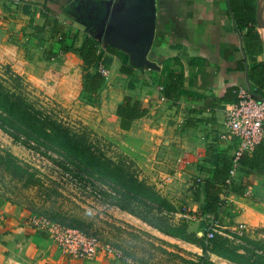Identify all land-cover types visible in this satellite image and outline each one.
Instances as JSON below:
<instances>
[{
	"label": "crops",
	"instance_id": "crops-1",
	"mask_svg": "<svg viewBox=\"0 0 264 264\" xmlns=\"http://www.w3.org/2000/svg\"><path fill=\"white\" fill-rule=\"evenodd\" d=\"M130 8L153 14V38L144 57L117 39L105 41L121 18L133 17ZM255 17V23L239 28L230 0H20L14 7L0 0V44L16 52L28 46L37 58H62L67 70L78 64L84 73L96 71L102 60L108 73L92 95L125 134L123 147L129 158L143 161L157 153V185L177 197L184 192L194 218L207 222L216 215L219 227H226L234 212L224 204L216 214H200L206 184L211 182L222 188L221 199L233 205L248 206L251 193L253 225L264 226V164L262 170L238 165L233 184L244 188V195L233 191L226 182L235 142L220 137L224 111L238 90L264 88V0H256ZM250 32L258 39L250 38ZM87 37L98 40L99 59L91 65L71 49ZM125 96L146 110L127 129L120 127L116 114ZM114 215L183 245L194 257L202 254L195 243L162 234L128 211L117 208ZM26 217L21 208L0 203V264H139L103 248L91 259L69 256L45 232L27 224ZM188 231L200 234L202 229L192 219Z\"/></svg>",
	"mask_w": 264,
	"mask_h": 264
},
{
	"label": "rangeland",
	"instance_id": "rangeland-1",
	"mask_svg": "<svg viewBox=\"0 0 264 264\" xmlns=\"http://www.w3.org/2000/svg\"><path fill=\"white\" fill-rule=\"evenodd\" d=\"M6 45L0 44V82L5 88L21 93L33 105L43 109L44 113L60 119L75 131L85 132L90 141L115 162H120L127 156L132 162L129 168L137 178L153 186L170 203L169 208H154L149 212L133 202L130 207H135L137 213L146 215L154 224H163L165 228L185 225L188 230L192 219L201 229L206 226L204 219L194 218L191 211L188 212L184 192L183 196L177 197L178 193H164L157 185L158 176L161 177L158 173L160 164L157 153L151 159L147 155L143 161L130 159L125 153V134L118 129L108 110H100L101 107L96 105L93 95L85 94L84 70L78 64L67 70L62 58L59 61L46 60L41 56L37 58L28 46L21 48V52H16ZM17 137L0 128V148L13 153L33 173L36 182L27 185L23 180L0 172V203L19 207L27 215L37 214L53 222L65 223L64 226H68L65 217L74 215L83 220V225L78 226L79 229L96 234L102 242L122 250L139 264H188L185 260L195 258L183 245L170 243L116 217L114 212L120 207L113 204L116 199L105 195L106 192L113 193L110 185L91 178L89 180L84 174L85 177L80 178L74 167L69 166L60 153L47 149L36 141L19 135ZM230 186L233 191L244 195V188L238 183ZM247 195L250 199L248 206L238 203L233 205L231 201L224 199L225 207L234 208V212H231L226 227L217 228L218 235L233 238L228 234L231 233L229 227L244 222L247 228L243 235L264 236V226L253 225L252 211L249 210L251 193ZM226 213L228 215L229 211ZM217 221L221 224V219L217 218ZM159 231L167 236H174ZM197 235L202 236V232ZM235 241L238 242L237 239ZM210 259L215 264H231L223 258L224 261Z\"/></svg>",
	"mask_w": 264,
	"mask_h": 264
},
{
	"label": "trees",
	"instance_id": "trees-1",
	"mask_svg": "<svg viewBox=\"0 0 264 264\" xmlns=\"http://www.w3.org/2000/svg\"><path fill=\"white\" fill-rule=\"evenodd\" d=\"M255 2L256 0H230L239 28L245 27L249 22L255 23ZM248 35L251 36L250 38L258 39L255 32H250ZM97 45L98 40L96 38L87 37L80 46L71 49L79 54L83 63L91 65L99 59L96 53ZM121 70H124L123 66ZM104 80V76L99 71H86L83 74L85 94L96 93ZM251 90L257 98L264 97V88L255 85ZM42 110L33 105L24 95L8 90L0 82V128L13 137L22 136L36 141L47 149L60 153L69 166L74 167L80 178L85 177L84 174L86 175L85 178L89 180L91 178L110 185L114 191L112 194L106 192L105 195L116 199L114 205H118L121 209L140 217L162 232L170 233L201 247L202 254L195 255L194 259L185 260L188 264H215L211 261L210 254H215L234 264H264V236L250 237L243 234L228 233L233 237L229 238L228 236L218 235L216 232L213 237L207 239L205 235L198 236L196 233L188 231L185 225L165 228L163 224H154L146 215L137 213L135 207H130V203L133 202L137 206L144 207L147 212L154 208L157 210L169 208L170 203L153 186L137 178L129 168L132 162L127 156L120 162H115L110 156H106L98 149L85 132L75 131L60 119L52 117ZM145 111L139 101L131 102V98L125 96L116 109V114L120 117V127L127 129L131 121L142 116ZM238 163L248 167L249 170H262L264 144L257 145L250 154H242L238 158ZM232 166L231 157L228 166L229 173ZM0 172L23 180L27 185L36 182L33 179V173L24 167L13 153L3 148H0ZM92 184L94 185V183ZM242 184L245 186L246 182ZM221 193L222 188L220 186L208 182L206 184V197L200 208V214H216L222 203ZM154 205H157V207ZM65 219L68 226L78 227L83 225V220L76 218L74 215L66 216ZM236 239L238 242L235 241Z\"/></svg>",
	"mask_w": 264,
	"mask_h": 264
},
{
	"label": "built area",
	"instance_id": "built-area-1",
	"mask_svg": "<svg viewBox=\"0 0 264 264\" xmlns=\"http://www.w3.org/2000/svg\"><path fill=\"white\" fill-rule=\"evenodd\" d=\"M11 6H16L20 0H9ZM97 71L103 76L108 73L103 61L97 63ZM224 131L220 135L223 140L235 142L232 155V168L227 179V185H231L239 165L238 158L244 154H250L253 149L264 142V97L257 98L250 89L241 88L238 90L234 103L224 111ZM225 197L222 199L220 208L223 207ZM26 223L34 229L45 232L51 237L62 251L72 257L79 259L93 258L100 248L113 254L118 258L127 260L122 250L113 248L104 243L97 235H90L76 227H68L58 222H53L44 216L29 214ZM219 223L216 217L206 222L202 229V235L207 239L218 232ZM247 226L244 222L229 227L231 233L242 235Z\"/></svg>",
	"mask_w": 264,
	"mask_h": 264
},
{
	"label": "water",
	"instance_id": "water-1",
	"mask_svg": "<svg viewBox=\"0 0 264 264\" xmlns=\"http://www.w3.org/2000/svg\"><path fill=\"white\" fill-rule=\"evenodd\" d=\"M128 11L132 18H121L111 27L105 36V41L117 39L120 43L145 56L149 49L154 31L153 14L146 12L139 13L137 8H130Z\"/></svg>",
	"mask_w": 264,
	"mask_h": 264
}]
</instances>
